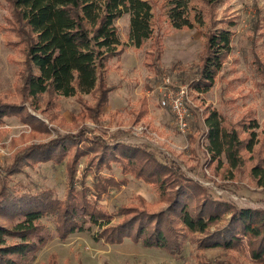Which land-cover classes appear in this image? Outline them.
Wrapping results in <instances>:
<instances>
[{
    "label": "rangeland",
    "instance_id": "374dc122",
    "mask_svg": "<svg viewBox=\"0 0 264 264\" xmlns=\"http://www.w3.org/2000/svg\"><path fill=\"white\" fill-rule=\"evenodd\" d=\"M149 1L154 7L156 33L141 48L129 37L130 14L116 20L122 42L119 48L124 50L106 61L105 79L113 90L103 114L94 118L89 108L96 102L94 93L69 97L44 94L38 108L22 96L20 71L25 55L21 46L15 44L19 37L7 28L5 16L9 9L0 0V104H23L37 119L34 124L23 120L20 114H12L0 120V189L4 183L14 189L15 195L52 190L63 199L68 190V166L73 162L75 186L79 190L83 184L91 188L87 193L97 208L114 214L112 225L123 221L122 206L161 210L166 203L160 200L158 188L132 173H123L122 162L108 158L97 168L98 156L106 144L109 148L126 143L153 153L161 163L198 181L215 199L239 207L264 208V186L251 173L256 163L264 161V76L259 71L260 64L264 65V0H220L215 5L190 0V6L201 10L205 17L203 24L190 29L171 26L167 0ZM211 25L233 32V49L216 84L200 94L193 82L199 75L205 33L213 28ZM157 39L162 43L160 73L146 63V54L154 51L152 45ZM166 78L175 90L181 85L190 86L194 103L186 132L180 130L172 109L160 104L158 86ZM209 107L218 109L229 128L238 129L242 138L248 136L244 123L256 121L253 130L258 134V143L253 152L243 151V164L231 167L225 156L214 159L207 150L205 116ZM68 135H77V139L61 162L31 164L30 157L22 159L32 146ZM85 146L91 149L88 155L75 152ZM110 177L119 184L109 186L97 198L93 184ZM229 217L227 214L225 219ZM0 221L8 223L5 218ZM41 223L51 236L36 258L26 264H263L250 256L246 245L236 249L199 248L195 240L198 233L183 237L182 249L172 253L146 247L131 238L117 244L96 240L95 235H100L102 229L91 222L64 238L59 236L52 215L43 217Z\"/></svg>",
    "mask_w": 264,
    "mask_h": 264
},
{
    "label": "trees",
    "instance_id": "16d2710c",
    "mask_svg": "<svg viewBox=\"0 0 264 264\" xmlns=\"http://www.w3.org/2000/svg\"><path fill=\"white\" fill-rule=\"evenodd\" d=\"M4 1L9 9L5 16L7 28L19 37L15 44L21 46L25 55L20 71L21 94L35 108H38L37 103L44 94L69 97L94 93L96 102L89 107L90 114L99 118L113 90L105 79L106 61L124 50L119 48L122 42L116 20L130 14L129 37L137 48L156 33L154 7L149 0ZM167 1L168 19L173 28L190 29L204 23L202 11L190 6V0ZM203 1L215 5L220 0ZM211 27L205 33L199 75L193 82L200 94L208 92L216 84L218 74L233 49V32L227 27ZM152 46L154 51L146 54V63L160 73L161 40L157 39ZM260 68L264 76V65L260 64ZM12 114H20L23 120L37 124L35 115L29 113L23 104H0V120ZM205 124L207 150L214 159L225 156L231 167L243 164V151L253 152L258 143V134L253 130L257 126L256 121L244 123L248 136L242 138L238 129L229 128L226 117L218 109L209 107ZM76 139L77 135H68L44 145H34L22 159L30 157L28 162L31 164L49 160L59 163ZM106 145L98 156L97 168L108 158L122 162L123 173H132L154 184L166 206L155 212L144 206H122L123 221L112 225L114 214L97 208L87 193L91 188L83 184L79 190L75 186L73 162L68 166V190L63 199L54 195L52 190L15 195L14 189L3 183L0 218L7 219L8 223L0 221V264H26L36 258L37 252L51 236V231L41 223L47 215L53 216L61 238L83 230L85 224L91 222L102 229L100 235H95L96 240L117 244L131 238L146 247L175 253L182 249L183 237L198 233L195 240L199 248L236 249L246 245L250 256L264 264V208L239 207L215 199L198 181L173 166L161 163L145 149L126 143L109 148ZM86 147H78L75 152L80 156L88 155L91 149ZM251 173L257 183L264 186V161L256 163ZM118 184L112 177L98 180L93 184V192L100 198L109 186ZM227 214L230 217L225 219Z\"/></svg>",
    "mask_w": 264,
    "mask_h": 264
},
{
    "label": "built area",
    "instance_id": "2783aa9c",
    "mask_svg": "<svg viewBox=\"0 0 264 264\" xmlns=\"http://www.w3.org/2000/svg\"><path fill=\"white\" fill-rule=\"evenodd\" d=\"M174 84L166 78L158 86L157 93L160 94V104L162 107H170L176 117L177 124L181 131L186 132L189 128L190 106L194 101L190 95V86L181 85L175 90Z\"/></svg>",
    "mask_w": 264,
    "mask_h": 264
}]
</instances>
